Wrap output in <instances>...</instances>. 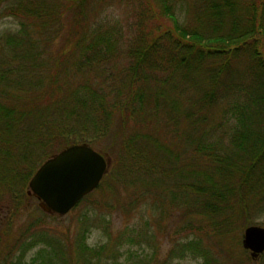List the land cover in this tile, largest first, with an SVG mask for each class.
I'll use <instances>...</instances> for the list:
<instances>
[{
  "label": "trees",
  "instance_id": "obj_1",
  "mask_svg": "<svg viewBox=\"0 0 264 264\" xmlns=\"http://www.w3.org/2000/svg\"><path fill=\"white\" fill-rule=\"evenodd\" d=\"M0 7L17 22L0 36V264H125L126 233L90 245L88 218L72 242L37 206L19 227L37 200L33 174L76 143L112 161L98 190L127 189L103 207L131 211L153 197L159 220L184 219L173 230L188 236L174 246L182 256L231 264L224 240L264 217V0ZM91 197L82 202L102 204ZM245 261L264 264V253Z\"/></svg>",
  "mask_w": 264,
  "mask_h": 264
},
{
  "label": "rangeland",
  "instance_id": "obj_2",
  "mask_svg": "<svg viewBox=\"0 0 264 264\" xmlns=\"http://www.w3.org/2000/svg\"><path fill=\"white\" fill-rule=\"evenodd\" d=\"M115 7L117 6H112L110 10L112 9L114 15H118L120 10L118 7ZM16 27L17 22L12 17L6 14L0 16V36L7 31L15 30ZM58 48V46L55 47V49ZM109 162L110 169L112 166L111 159H109ZM106 186L108 188L105 187L100 190L96 188L90 193L92 194L91 198L96 197L100 203L102 202L101 205H97L99 202L89 203L81 201L66 215L50 213L51 216L45 218L56 227H69L70 233L66 234L67 238H70L69 242L73 241L75 230L85 218H88L90 223V232H88L87 237V242L90 245L97 246L103 243L110 246L116 245L117 237L126 233L124 234L126 236H123L124 239L119 240L122 243L121 246H118L121 249V260L125 261V264H203L202 258L192 254L182 256L181 249L178 248V246L176 248L174 247L176 244H180L188 239V236H186L184 232H178L177 234L173 233V230H178L181 223L184 221L180 214L176 213L169 219L164 218L163 220H159L156 210L150 206L153 197L151 201L145 200L137 205V207L129 204L128 206L131 211H127V209L103 207V202H107L109 205L113 204L117 199L125 201L127 197V189L125 187L117 184L114 192L113 190L111 191L108 184H106ZM155 199L156 198H154V200ZM34 206L48 213L39 206V200L37 199L29 205V208L26 209L20 217H18L19 222H21L20 224L18 222L19 227L22 222L26 221ZM145 219H148V223L145 222ZM256 223L264 224V217L258 218ZM245 228L239 227L237 231L231 237L225 239L224 244L220 246L223 250L219 253V256L224 260L226 259L228 262L231 260V264H255L245 261L246 258H251L250 252L242 245ZM137 229H140V231L143 229L139 233L145 238L136 236V234H138ZM190 238L192 237H189V239ZM214 238L215 237H205V242L208 241L210 243ZM33 251L34 250H32V252ZM258 259L253 262L258 261Z\"/></svg>",
  "mask_w": 264,
  "mask_h": 264
},
{
  "label": "water",
  "instance_id": "obj_3",
  "mask_svg": "<svg viewBox=\"0 0 264 264\" xmlns=\"http://www.w3.org/2000/svg\"><path fill=\"white\" fill-rule=\"evenodd\" d=\"M109 159L87 143L71 144L47 158L29 181L28 195L48 213L66 215L92 193L109 169ZM243 247L253 260L264 253V225L244 229Z\"/></svg>",
  "mask_w": 264,
  "mask_h": 264
}]
</instances>
